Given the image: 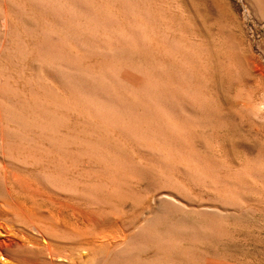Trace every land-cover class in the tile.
<instances>
[{
	"label": "bare ground",
	"instance_id": "6f19581e",
	"mask_svg": "<svg viewBox=\"0 0 264 264\" xmlns=\"http://www.w3.org/2000/svg\"><path fill=\"white\" fill-rule=\"evenodd\" d=\"M166 6L183 11L180 0H0V264L189 263L183 240L243 226L241 207L256 199L226 180L264 186L249 174L264 161L211 160L195 126L213 133L225 121L192 96L191 112L172 113L151 90L162 83L184 102L192 83L183 79L213 58L186 44ZM29 57L37 69L21 84ZM49 68L59 84L44 76ZM145 175L151 194L136 188ZM197 187L221 202L199 199Z\"/></svg>",
	"mask_w": 264,
	"mask_h": 264
},
{
	"label": "rangeland",
	"instance_id": "374dc122",
	"mask_svg": "<svg viewBox=\"0 0 264 264\" xmlns=\"http://www.w3.org/2000/svg\"><path fill=\"white\" fill-rule=\"evenodd\" d=\"M180 1L183 4V11L174 9L172 6H166L164 11L169 20L180 28L186 44L201 49V51H206L205 48H207L210 56L213 57L210 59L211 65L208 64V70L195 69L192 74L183 79L184 83L190 84L191 82L192 86L190 88L184 84L187 100L179 101L180 104L170 89L167 90L168 88L162 83L151 81V90L162 102L161 104L172 113L178 110L184 115L191 112L189 104L192 96L197 106H200L198 110L206 109L207 112H215L214 115L218 114L217 116L225 121L226 126L224 125V128L219 130L220 133L216 131L212 133L211 129L208 127L205 129L203 125L195 126L197 128H195L194 143L211 160L219 161L222 156H226L227 161L235 167L240 164H257V162L264 161V0ZM87 13L90 14L89 11ZM26 17L22 18L23 25L31 30L33 21ZM187 27L193 31L191 35L189 29V32L186 31ZM51 38L56 39V35L52 34ZM198 41L203 44L205 42V44ZM60 63L65 71L70 72L73 69L71 68L73 64L67 62L65 64L64 61ZM23 66L26 71L24 67L20 68L23 76L19 78L21 84H24L25 80L31 76V72L37 69V64H34L30 57ZM69 75L74 79L72 74ZM126 75L137 81L136 75L129 72ZM44 76L57 84L63 79L52 68L45 70ZM237 89L243 96L251 94L253 102H250L249 106H243L241 101L238 104V101L234 99ZM95 91L99 92L97 89ZM208 132L214 134V137H211L212 134ZM215 147L219 150L217 151ZM249 174H253L249 178L258 182L264 181V172L261 170L251 167ZM216 176L219 179L224 178L221 173H216ZM234 180L226 181L231 185L234 183L233 186L236 187L240 185L238 190H242L241 192L247 195L249 193V196L252 195L251 197L256 199L241 207V212L245 217L243 226L232 227L222 236L211 235L196 242L183 240L185 244L183 245L191 246L189 248L194 250L195 254L191 262L181 261L180 264H264V199L260 200L261 197H259L261 194L264 197V186L261 182L259 184L241 182L240 184ZM249 183L252 186L248 185ZM155 187L154 181L146 175L136 183V188L142 194H151ZM193 192L199 199L217 204L221 202L220 196L215 191L197 187L193 189ZM147 201L150 203L149 199L146 203ZM132 206L130 202L122 206L123 214L127 215L134 211ZM0 261L5 262L2 258Z\"/></svg>",
	"mask_w": 264,
	"mask_h": 264
}]
</instances>
